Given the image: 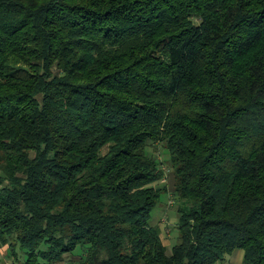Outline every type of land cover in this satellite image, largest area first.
Wrapping results in <instances>:
<instances>
[{"label": "trees", "instance_id": "obj_1", "mask_svg": "<svg viewBox=\"0 0 264 264\" xmlns=\"http://www.w3.org/2000/svg\"><path fill=\"white\" fill-rule=\"evenodd\" d=\"M0 239L21 264H264V0H0Z\"/></svg>", "mask_w": 264, "mask_h": 264}, {"label": "rangeland", "instance_id": "obj_2", "mask_svg": "<svg viewBox=\"0 0 264 264\" xmlns=\"http://www.w3.org/2000/svg\"><path fill=\"white\" fill-rule=\"evenodd\" d=\"M159 161L162 162V167L165 171V178L158 182L159 186L164 184L171 189L173 182L172 169L169 161V154L162 147V145H156V148H153L151 151ZM183 206L180 202H175L169 196L168 191H163L160 194V198L156 206L152 210L150 224L158 225L161 229V236L163 242L167 247V254H171L172 247L178 242L179 232L177 228V216L179 207ZM12 241V240H8ZM79 250H76L72 253L66 255L67 259L75 260L78 257ZM12 253L8 251V243H3L0 239V261L2 264H21L24 262L22 258L19 259L20 262L12 260L10 256ZM243 251L241 249L235 250L232 254L226 256V260L223 263L219 264H242ZM68 264V263H67Z\"/></svg>", "mask_w": 264, "mask_h": 264}]
</instances>
